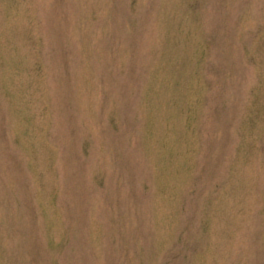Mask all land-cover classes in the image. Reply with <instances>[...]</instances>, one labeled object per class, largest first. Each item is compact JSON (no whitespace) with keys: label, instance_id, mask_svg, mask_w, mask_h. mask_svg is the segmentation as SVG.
Listing matches in <instances>:
<instances>
[{"label":"rangeland","instance_id":"1","mask_svg":"<svg viewBox=\"0 0 264 264\" xmlns=\"http://www.w3.org/2000/svg\"><path fill=\"white\" fill-rule=\"evenodd\" d=\"M0 264H264V0H0Z\"/></svg>","mask_w":264,"mask_h":264}]
</instances>
